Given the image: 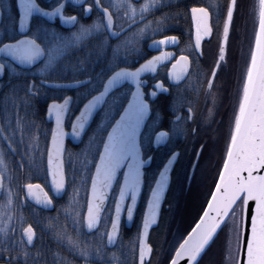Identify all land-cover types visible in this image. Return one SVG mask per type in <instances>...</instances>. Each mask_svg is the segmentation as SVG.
Returning a JSON list of instances; mask_svg holds the SVG:
<instances>
[{
	"label": "flooded vegetation",
	"instance_id": "af4514ba",
	"mask_svg": "<svg viewBox=\"0 0 264 264\" xmlns=\"http://www.w3.org/2000/svg\"><path fill=\"white\" fill-rule=\"evenodd\" d=\"M4 1L5 0H0V46L9 42V40L19 39L20 36H22L18 31L20 12L17 7V0H14L13 3L9 5H6ZM62 1L63 0H37V3L45 10H52ZM167 1L168 0H161L163 7L168 5ZM252 1L253 0L250 2V7ZM101 2L104 4V7L112 5L110 11L113 13V28L115 31H120L139 17H144V20L129 27L117 37L111 38L104 27L103 15L98 11L93 0H86L78 6L69 2L65 3L61 12L52 17V21H47L40 15L32 16L29 29L25 35H35L38 37V42H43L48 47L54 44L55 28L69 34L76 32V30L79 31L81 25L93 26V24L96 25L99 22L102 26L98 29L103 30L106 39L104 38V40H102L103 36L97 38L99 52L96 65L98 71H104L107 73V76L102 79L99 88L89 96L86 95V86H88L90 82L88 78L73 80H87V82L77 87L64 89L50 88L45 83H41V80L47 81L46 79L28 77V83L35 82L41 89L62 90L63 96L59 100L49 99V97L53 96V92L47 90L45 94L46 97L40 102L39 106L43 122H37V116L33 115L30 126L25 127L26 134L21 133L16 137L14 136L18 141L16 150L8 144V138L6 139L0 134V151H2L3 155L9 153L16 156L15 154L18 153L40 156L36 157L33 162L27 165L25 164V166H44L40 171L34 168V172L40 179L27 182L22 179L18 181L20 191L19 202H22L18 206V211L19 214L27 217L45 214V212L50 211L54 206V201L61 200L63 197L59 199L54 197L48 184L46 154L52 132V122L47 119L48 105L52 101L61 102L66 96L70 97L69 111L64 119L65 130L70 131L72 121L83 104L89 97L101 90L103 82L117 68L135 69L143 62L149 60L151 57L157 56L161 52L171 53L166 59L162 60V63L156 67L153 73L148 72L140 77V87L142 89L143 98L147 100L149 104V115L138 137L140 159L143 160V164L141 165L142 180L132 218H128L126 208L127 204L132 203L131 196L126 195L124 198L125 207L122 209L120 216V229L115 241L111 245H108L106 232L101 241V232H104L106 228L110 229L111 226V218L115 212L116 198L119 196L120 185L123 183L122 170L119 171L114 181V185L102 211V221L96 229L90 232H86L84 227L78 229L76 225L71 223L70 218H72V216L70 212L66 211L75 206L77 210L85 213L87 194L86 196L72 195L64 201L67 235L70 234L78 238L81 246L90 244L93 249L96 247H102L103 249L101 255L91 256L87 264H104L105 258L112 259L109 254L113 252L121 258V261H113V264H121V262L122 264H139V233L145 206L157 176L166 161L169 157H173L172 153L175 152V162L170 171L169 184L160 207L158 221L156 225L150 229L146 241L147 244L152 246V250L151 252L146 251L144 257L146 264H166L177 247L175 246V248H173L174 245L179 244L177 240L184 232L182 222L173 223V218L176 216V206L174 204L178 203L183 192L186 198L193 200L197 198L199 201H204L211 193V187L213 188L219 174V168L223 164V156L226 153L227 144L230 141L232 128L230 100L234 99L230 97L228 89L225 86V76L230 70L232 60L230 41L236 33V39L242 37L241 29L245 27L242 20L246 17L244 18L240 14L236 27H234L235 20H233L230 26L228 42L225 45V52L223 54L224 59L217 71V75L213 77L211 70L216 67V61L221 56L219 49L223 30V18L228 0H176L175 9L178 11L185 10L186 18H178L174 29L164 27L159 33L154 34L152 37H143L150 28L149 24L144 33L138 35L139 30L147 25L145 22L149 9L143 14L137 11L134 15L131 8H116V0H101ZM122 2L134 5L138 10L139 6L142 5L145 0H122ZM89 3L93 5L92 8L87 7ZM193 5L208 8L209 23L213 29L208 36L202 38L201 47L199 49H196L194 46L195 21L192 18L191 11ZM248 8L247 6V10ZM236 9L234 11V17ZM68 16H75L76 19H64V17ZM138 36L142 37L136 40ZM173 36L178 39H169L166 42L160 43L162 37ZM104 43L106 44L105 51L103 50ZM238 44V46L242 48V38L241 41H238ZM135 49L138 51L135 52ZM182 51L184 55L189 57V72L185 73L184 76L181 77V80L178 81L174 80L169 75V69L172 68L173 60L178 58ZM125 52L127 54H125ZM46 59L47 57L45 56L28 69H23L18 65L17 68L31 75H35L39 73L36 69L43 67ZM7 62L12 64L9 58L0 56V63L5 64L2 75H0V129H5L6 127V130L11 129V126L7 127L6 123V111L8 110L6 93L10 85L6 76ZM50 69L51 66L48 67L47 71ZM209 79L213 81L212 87H209ZM157 81H162L165 88L157 89ZM122 88H128V92L120 110L116 114L113 109V101L116 99L115 93L117 90ZM131 90L132 87L125 83L110 93L105 99L103 106L94 116L91 125L80 141L74 143L71 139L65 140L64 153L67 147L73 153H83L87 152L86 148L89 146H94V151L97 152L98 158L99 154L97 149L102 148V140L105 138L109 127L124 107ZM153 91L156 92L155 96L151 94ZM41 93H45V91L42 90ZM107 100H109L108 103H106ZM189 108H191V112ZM107 121H110V124L104 136L101 137L102 123ZM93 126L95 127V133L87 138V132ZM161 131H163L165 135L157 139V134ZM4 139H6L7 142H5ZM202 145L203 147H201ZM16 164L19 166L20 170H22L21 162H19L17 158ZM29 183L40 184L44 191L52 197L51 208L46 209L41 205L31 202L27 198L24 186ZM194 187L199 188L197 192H195ZM190 188L191 190H189ZM7 198L8 197H6V199ZM80 201L83 203H79ZM26 225L27 224L24 226ZM21 232L22 227L18 232L15 231L14 235L11 233L9 234V240L5 241L4 245L10 248L12 259H8L9 252L5 251L3 253V259L0 260V264H25V247L28 249V264H34L37 258L34 248L37 235L34 237L31 245H28L25 241V244L22 246L20 244ZM67 235L64 241V264H86L85 258L81 255L78 248L69 242ZM133 253H135V255H133Z\"/></svg>",
	"mask_w": 264,
	"mask_h": 264
},
{
	"label": "snow or ice",
	"instance_id": "6c2138e0",
	"mask_svg": "<svg viewBox=\"0 0 264 264\" xmlns=\"http://www.w3.org/2000/svg\"><path fill=\"white\" fill-rule=\"evenodd\" d=\"M98 7L103 9L106 17V27L113 32V13L110 11L112 5L104 7L101 0H95ZM159 0H145L137 10L136 6L116 0L115 7H128L135 15L137 11L143 14ZM259 3V26L255 30V44L251 48L250 61L247 63L246 77L243 80L242 93L239 97L238 110L235 112L234 125L231 128L230 141L227 144L226 153L223 156V166L219 168V178L215 180V188L211 189V198L207 200V207L203 208V213L196 221L195 227L187 233L179 247L175 250V256L171 259V264H178L179 257H186L187 264H199V257L206 249V246L219 235L229 223L235 233V244L232 246L229 257V264H264V0ZM92 4L87 5L92 8ZM238 7V0H228L226 11L223 18L222 46L219 51L220 58L216 61V67L212 71L213 77L224 59L225 47L230 32V26L234 20V11ZM20 9V28L23 29L28 17L33 11L46 12L37 0H19ZM53 11H59V6ZM192 18L195 21V48L201 47V40L208 36L212 31L209 23V10L203 6L193 5ZM51 15L52 12H46ZM66 20H74L75 16L64 17ZM166 19V17H165ZM102 25L98 22L94 26L81 25L76 38L87 33L92 27L99 28ZM148 25L140 29L138 35H142ZM178 39L177 37H162L160 43L167 40ZM157 43V42H153ZM65 43L57 40L51 47L42 45L38 42L35 35H22L19 39L9 40L0 46V51L5 52L12 60L11 71L17 72V63L21 66L34 65L40 58L47 57L45 65L36 69L42 76L47 72L57 58ZM125 54H127L125 52ZM171 53L161 52L157 56L151 57L136 69L117 68L103 82V91L92 96L80 111V115L73 121L72 132L80 135V130L84 129L85 122L93 113V109L102 101L109 89L119 84L121 81H134L137 85L133 91V97L128 102V106L120 114V119L112 126L108 132L107 139L102 140V149L98 148L99 159L95 161V173L92 175L91 192L87 198V212L82 213L75 206L69 211L72 216L73 224L76 227L96 229L102 221V205L107 198V193L111 189L113 181L117 178L118 172L123 171V183L120 185L119 196L116 198L115 214L111 218V228L101 232V241L106 232L107 243L111 244L117 237L120 229V214L125 207L124 198L131 196L132 203L127 204V216L132 218L133 208L140 190L142 180L143 160L140 159L139 146L137 142V132L144 115L147 113L149 104L143 98L140 90V74L145 69L155 71L158 62L166 59ZM5 68L4 63H0V72ZM85 71L89 69L85 68ZM189 72V57L181 52V55L173 60L169 75L174 80H181L185 73ZM41 83H53L51 80H41ZM67 83L79 84L80 81H68ZM209 87L213 86L212 79L208 81ZM25 90L24 99H29V94L35 95L38 86L35 82L23 85ZM157 89H164L162 81L156 82ZM153 96L156 92L151 93ZM70 97H65L63 102L52 101L48 105V112L55 117V126L52 129L51 144L47 147V168L52 176V183L55 191L59 193L65 188V174L63 167V153L65 147V128L63 126L65 114L69 111ZM182 102V101H181ZM191 112V108H189ZM6 139L14 135V132L0 129ZM165 135L163 131L157 134V139ZM8 144L12 145L13 140L8 139ZM203 147V145L201 146ZM175 152L172 153L174 157ZM171 159V157H169ZM4 164V157L0 151V165ZM167 165L161 170L160 177L156 181V186L152 189L150 197L151 212L144 220L143 231L139 233L141 247L139 251V264H146L145 252H151L152 246L146 243L145 237L151 221L157 217L164 195V188L167 182ZM9 181L12 177L9 175ZM29 195L39 200L45 205L52 203V197L41 189L40 193L33 191V188H40L39 185L27 184ZM0 189H6L8 198L0 202V260L3 253L9 252L8 259H12L11 250L5 247L4 242L9 240V234H15L13 224L19 221L22 232L20 234V244H31L34 237L38 234L32 223L23 225L25 217L11 211V208H18L22 202L14 204L13 198H18L12 188L5 185V170L0 167ZM243 201L244 217L239 216L232 210ZM254 201V207L249 204ZM72 203V202H70ZM79 203H83L80 201ZM250 214V222L246 219ZM39 224V220H37ZM106 223V221H105ZM248 223V229L244 227ZM51 225V220H49ZM57 235H66L64 229H58ZM69 242L76 246L85 258L86 264L93 255H101L102 247L93 249L92 245L80 244V240L72 235H67ZM14 246V242H13ZM237 250L241 253L237 256ZM112 259H104V264H113V261H121L115 252L109 254ZM135 255V253H133ZM24 261L28 264V249L24 248ZM122 264V262H121Z\"/></svg>",
	"mask_w": 264,
	"mask_h": 264
},
{
	"label": "trees",
	"instance_id": "16d2710c",
	"mask_svg": "<svg viewBox=\"0 0 264 264\" xmlns=\"http://www.w3.org/2000/svg\"><path fill=\"white\" fill-rule=\"evenodd\" d=\"M14 0H5L4 3L9 5L13 3ZM175 1L176 0H168V5L164 7L161 4V0L159 3L155 4L151 9L147 11V19L145 24H149L150 28L147 32L143 35L146 37H152L154 34L159 33L161 29L167 27L168 29H174L175 25L177 24L178 18H186V11H178L175 9ZM253 0L254 7L256 4L258 5V1ZM247 4L248 0H239L238 7L236 9V14L234 17L235 26L238 23V19L240 14L245 18L247 13ZM256 8V7H255ZM166 17V19H165ZM244 19L242 23L244 24ZM257 22V20H256ZM240 24V23H239ZM95 24H93L94 26ZM242 27V26H241ZM244 33V27L241 29V32ZM65 33L57 30L55 28V42L57 40H61L65 43L61 51V55L57 58V60L51 65V69L47 71L43 76L38 73L35 75H31L26 71H22L17 68V72L11 71V63L7 62V80L10 82V85L7 88L6 99H7V111H6V119H7V127L11 126V129L5 130L14 132V135L8 137V139L13 140V144L11 145L15 150L18 147V141L15 139L16 136L22 134H26V126H30L31 120L33 115L37 116V122H43V118L39 111L40 102L44 100L46 97V91L53 92V96L49 97V99L59 100L63 96L62 90H50L43 88L41 89L38 86L37 93L35 95L29 94V99L26 101L25 97V90L23 85L27 84L28 77L30 78H37V79H46L56 82H63V81H73L79 79H90L88 86H86V95L89 96L93 92H95L104 77L107 76V73L98 71L97 68V61H98V52H99V45L97 42V38L103 36L105 38V34L102 29H98L96 27H92L90 31L81 35L78 39L76 38V33ZM142 36H138L136 38L140 39ZM106 39V38H105ZM241 41V37L234 41V36L231 38L230 41V48H231V67L229 72L226 74L225 78V86L228 89V93L230 97L234 98L230 100L231 102V124L234 125V118L235 112L238 110L239 105V97L242 93V85L243 80L246 76H242V82H239V73L240 71L237 70V64L235 61V55H239L242 50H239L237 53H233V47H238V41ZM254 40V39H253ZM253 40L250 41L251 47L253 46ZM43 45H46L42 42ZM242 49V48H241ZM103 50H106V44H103ZM251 50V49H250ZM138 50L135 49V52ZM237 51V49H236ZM250 60L247 61V63ZM45 63V62H44ZM87 68L89 71H85L84 69ZM49 72V73H48ZM236 79H238L239 87L236 88ZM237 91H236V89ZM45 91V93H41ZM128 92V88H122L117 90L115 93L116 99L113 101V109L117 112L120 110L122 103L124 102L126 95ZM107 100L106 103H108ZM105 103V105H106ZM110 124V121L103 122L101 126V137L104 136L107 128ZM95 127L93 126L87 132V138L91 135H94ZM98 135V134H97ZM15 136V137H14ZM90 147V146H89ZM86 148L87 152L83 153H73L68 147L65 150L63 161H64V172H65V191L61 200L54 201V206L51 208L50 211L45 212L43 215H34L32 217H25L23 221V225L32 223L33 227L37 230V239L35 242V251L37 254V258L34 264H64L65 260V246L64 241L65 237L68 234L67 232V223L65 217V209H64V201L71 197L72 195L76 196H86L88 190V183L90 180V176L95 165V161L97 158V152L94 151V146L90 148ZM13 156L9 153L5 155V185L6 187L12 188L15 193H18V198L14 197L13 202L14 204L19 201V186L18 181H37L40 177L34 172V168H37L39 171L43 169L44 166H25L28 163L34 161L36 157L40 156H32V155H24V154H15ZM16 158L19 162H21L22 170H20L19 166L16 164ZM37 170V171H38ZM11 175L12 179L9 181L8 177ZM81 182V183H77ZM199 188L194 187L195 192H197ZM212 189V187H211ZM191 190V188L189 189ZM7 191L4 189L0 202L6 201ZM209 197V196H208ZM208 197L202 201L201 210L197 213L195 212V219L192 223L188 224L186 221V216L191 215L194 210L196 209L197 205L200 201L196 198L189 199L184 196V192L181 194V199L178 201L176 206L175 212L176 216L173 218V223L182 222L183 227V234L180 235L177 242H180L184 235L189 231L192 225L195 223L197 218L199 217L202 208L204 207ZM196 202L198 203L196 206ZM190 204L191 213L187 215L188 209L187 205ZM11 211L14 213L19 214L18 208H11ZM233 212H238L239 216H241V202L238 204L233 210ZM70 218V217H69ZM71 223L73 224L72 218ZM39 220V224L37 223ZM49 220H51V225H49ZM74 225V224H73ZM14 231H19L21 225L19 221L13 224ZM58 229H64L66 235L63 237L57 235ZM223 232V231H222ZM222 232L219 233L218 236L214 238L213 241L206 247L203 251L201 257H199V264H226L224 260V250L221 245H218V241L222 236ZM176 242V243H177ZM178 245V244H177ZM176 244L174 245L177 246ZM238 251V250H237ZM167 264V263H166Z\"/></svg>",
	"mask_w": 264,
	"mask_h": 264
},
{
	"label": "water",
	"instance_id": "95a60500",
	"mask_svg": "<svg viewBox=\"0 0 264 264\" xmlns=\"http://www.w3.org/2000/svg\"><path fill=\"white\" fill-rule=\"evenodd\" d=\"M84 1H86V0H63L59 5H57V6H59V11H53V9H56L57 6L54 7L52 10H46V12H52L51 15H47L46 12L33 11V13L28 17V20L26 21L25 26H24L23 29L20 28V24H19L20 16H19V19H18V31H19V33H21L22 35H25V34L27 33L28 29H29L30 20H31L32 16H34V15H40V16L44 17V19H46L47 21H52V17L58 15V14L61 12V10H62V8L64 7L65 3L69 2V3L73 4V5L78 6V5H81ZM93 1H94V3H95V0H93ZM95 6H96V8L98 9V11H100V12L102 13V15H103V9L100 8V7H98V6L96 5V3H95ZM17 7H18V9H19V0H17ZM19 12H20V9H19ZM0 17H1V11H0ZM143 20H144V17H139V18L133 20V21H132L131 23H129L128 25H126V26H125L124 28H122L120 31H114V32H113L112 29H109V28L106 27V17H104V15H103V23H104V27H105L106 31H108V34H109V36H110L111 38H115V37H117L119 34H121L123 31H125V30L128 29L129 27H131V26H133V25H135V24H137V23H139V22H141V21H143ZM258 26H259V16H258V25H257V28H258ZM222 31H223V30H222ZM254 44H255V40H254ZM221 46H222V34H221L220 47H221ZM224 47H225V45H224ZM253 47H254V46H253ZM0 56L7 57V58H9V59L11 60V58H10L5 52H3V51H0ZM43 58H44V57L40 58L38 61H40V60L43 59ZM11 61H12V60H11ZM38 61H37V62H38ZM147 61H148V60H147ZM37 62H36V63H37ZM36 63H35V64H36ZM143 63H144V62H143ZM143 63H142V64H143ZM160 63H162V61L158 62L157 65H156V67H157ZM17 65L20 66V67L23 68V69H28V68H30V67L32 66V65L21 66V65H19L18 63H17ZM140 65H141V64H140ZM140 65H139L137 68H139ZM135 69H136V68H135ZM115 71H116V70H115ZM148 72L153 73L154 71L149 70V69H145L144 71L141 72L140 77L143 76L145 73H148ZM0 75H2V72H0ZM109 76H110V75H109ZM107 78H108V77H107ZM106 80H107V79H106ZM106 80H105V81H106ZM85 82H87V80H81L79 84H76V83H71V84H69V83H67V82H53V83H45V84H46L48 87H50V88H64V89H66V88H73V87L80 86V85H82V84L85 83ZM125 83H127L128 85H130V86L132 87V90H131L130 95H129V98H128V100L126 101V103H125L124 107L122 108L121 112L119 113V115L117 116V118L114 120V122L111 124V126L109 127V129H108V131H107V133H106V135H105V138H104V139H107L108 132H110V131L112 130V126L116 123V121L120 119V114H121V113L124 111V109L128 106V102H129V100H131L132 97H133V91H134V90L136 89V87H137V85H136V83H135L134 81L124 80V81H121L119 84L113 86V88L109 89V91H108V93L105 95L104 99H103L102 101L99 102V104L97 105L96 108L93 109V113H92V115H91V116L89 117V119L85 122V127H84V129L80 130V135H79V136H76V135L72 132L73 121H75L76 118L80 115V111H81V109L84 107V104L87 103L88 100H90V99L92 98V96H95V95H97L98 92L103 91V85H102L101 90L98 91L97 93H95L94 95H92L91 97H89V98L86 100V102L83 104V106L81 107L80 111L78 112V114L76 115V117H75V118L73 119V121H72L70 131H66V130H65V133H66V134H65V140H66V139H71L74 143H78V142L80 141V139L82 138V136L84 135V133L88 130V128H89V126L91 125V122H92L94 116L96 115V113L98 112V110L103 106L104 101H105V99L107 98V96H108L110 93H112L114 90H116L117 88H119L120 86H122L123 84H125ZM140 90L142 91L141 87H140ZM68 97H69V96H68ZM63 101H64V99H63L61 102H63ZM69 105H70V100H69ZM66 114H67V112H66ZM66 114H65V116H66ZM148 115H149V112L147 111V113L144 115L143 120H142L141 123H140L139 129H138V132H137V142H138V137H139V135H140V133H141V131H142V128H143V126H144V123H145V121H146ZM47 119H48V121L52 122V129H53L54 126H55V117H54V115H53V114H50L49 112H47ZM63 126H64V123H63ZM51 135H52V132H51ZM3 138H4V137H3ZM4 141L7 142L6 139H4ZM50 144H51V136H50V139H49V145H50ZM49 145H48V146H49ZM102 147H103V145H102ZM64 148H65V147H64ZM101 149H102V148H101ZM139 155H140V149H139ZM63 156H64V153H63ZM98 159H99V155H98L97 160H98ZM97 160H96V161H97ZM174 162H175L174 157H171V159H168V160L166 161V163L164 164V166L162 167V169H161V170L165 169V165H167V172H166L167 182H166V184H165V188H164V195H165V193H166V190H167V187H168V184H169L170 171H171V169H172V167H173ZM222 166H223V164H222ZM222 166H221V167H222ZM63 167H64V163H63ZM46 170H47V177H48L49 188H50L52 194L54 195V197H56L57 199H59V198H61V197L63 196V193H64V191H65V188L62 189L59 193H57V192L55 191V189H54V187H53V183H52V176H51V173L48 171V168H47V154H46ZM160 172H161V171H160ZM94 173H95V165H94V168H93V171H92V175H93ZM118 173H119V172H118ZM92 175H91L90 182H89L87 198H88V195H89L90 192H91ZM159 177H160V173H159V175L157 176L156 181L159 179ZM218 178H219V174H218L217 179H218ZM114 181H115V180H114ZM114 181H113L112 187H113V185H114ZM156 181H155V183H154L152 189L156 186ZM31 184L34 185V186H36V185L41 186V185L38 184V183H31ZM26 185H27V184H26ZM26 185L24 186L25 194H26L27 198H28L31 202H33V203H35V204H37V205H41L42 207H44V208H46V209L51 208L52 204H50V205H45V204L41 203L39 200L35 199L32 195L27 194L29 190H28V188L26 187ZM65 185H66V180H65ZM112 187H111V189H112ZM214 188H215V184H214V186H213L212 189H214ZM41 189L43 190V192H45L44 189L42 188V186H41L40 188H36V187H34V188H33V191L39 194L40 191H41ZM111 189L108 191V193H107V198H106L105 201L103 202V205H102V211H103V208H104V206H105V204H106V201H107V199H108V197H109V194H110V192H111ZM2 191H3V189H0V197H1V195H2ZM151 193H152V190H151ZM151 193H150V195H149V199H148V201H147V203H146L145 210H144V213H143V216H142L140 232L143 231V223H144V220H145L146 218H148V216H149V214H150V212H151V205H150V197H151ZM164 195H163V197H162L161 204H162V201H163V199H164ZM210 198H211V193H210L208 199H210ZM208 199H207V200H208ZM249 204H250L252 207H254V201H249ZM135 206H136V202H135ZM135 206H134V208H135ZM160 207H161V206H160ZM204 207H207V201H206ZM204 207H203V208H204ZM134 208H133V210H134ZM121 211H122V210H121ZM86 212H87V206H86V211H85V213H86ZM159 213H160V208H159V210H158V213H157V217H156V219H155L154 221H151L150 224H149V228H148V230H147V235H146V237H145V240H146V241H147V237H148V233H149L150 229L153 228V227L156 225L157 221H158ZM202 213H203V210H202V212L200 213V215H201ZM114 214H115V212H114ZM114 214H113V215H114ZM200 215H199V216H200ZM244 215H245V214H244L243 201H241V217H244ZM120 216H121V214H120ZM198 219H199V217L197 218V220H198ZM246 219L250 222V214H249L248 217H246ZM197 220H196V221H197ZM195 225H196V222L192 225V227L189 229V231H191V229H192L193 227H195ZM244 227H245L246 229H248V223H245ZM84 228H85L86 232H90V231L94 230V229H87L86 227H84ZM110 228H111V226H110ZM189 231H188V232H189ZM188 232H187V233H188ZM187 233L184 235V237L187 236ZM184 237H183L182 240L179 242V244L177 245V247H179V245H180V243L183 241ZM25 241H26V239H25ZM114 241H115V240H114ZM114 241H113V242H114ZM113 242H112V243H113ZM26 243H27V242H26ZM112 243H111V244H112ZM27 244H28V243H27ZM31 244H32V243H31ZM31 244H28V245H31ZM107 244H108V245H111V244H109V243H107ZM140 247H141V241H140V239H139V251H140ZM177 247H176V248H177ZM206 247H207V246H206ZM176 248H175V250H176ZM175 250L173 251V253H172V255H171V257H170V259H169V261H168L167 264H171V259H172L173 256H175ZM202 253H203V252H202ZM240 255H241V253H239V251H237V256H240ZM177 259H178V264H187V258H186V257H179V258H177ZM198 259H199V258H198Z\"/></svg>",
	"mask_w": 264,
	"mask_h": 264
},
{
	"label": "rangeland",
	"instance_id": "374dc122",
	"mask_svg": "<svg viewBox=\"0 0 264 264\" xmlns=\"http://www.w3.org/2000/svg\"><path fill=\"white\" fill-rule=\"evenodd\" d=\"M238 2H239V0H238ZM250 2H251V0H248L247 6L249 8H248L246 16H245L246 18L244 19V21H245L244 26L245 27H244V33L242 31V37H241L243 39L242 49L240 48V46H238L237 48H236V46L233 47L234 48L233 53H237L239 50H242L238 56L234 54L235 61L237 64V70L240 71L239 82H242V76H243L244 70L247 66V61L250 60V55H251L250 49L252 48L250 41H252L254 39L255 30H256L257 25H258V22H256V20L258 19L259 4L258 5L256 4V8H255L254 3L252 1L251 7H250ZM236 35H237V33H236ZM235 36H234V41L236 40ZM236 49H237V51H236ZM44 65H45V63H44ZM246 70H245L244 76H246ZM236 84H237L236 88L239 87L238 86L239 85L238 79H236ZM237 89H236V91H237ZM3 157L5 159V155H3ZM0 167L5 169V161H4L3 165H0ZM201 203H202V201H200L199 204L196 202L195 206L197 204L198 205H197L196 209L194 210V212L191 215L186 216V219H187L186 221L188 222V224L192 223V221L195 219V216L197 215V213L201 210L202 206L199 208V206L202 205ZM189 208H190V204L187 205V209H188L187 215L191 213V210ZM202 210H203V208H202ZM195 212H197L196 215H195ZM234 213H236V212H234ZM236 214L239 215L238 212ZM219 244L221 245V247L224 250V260L226 261V264H229L230 251H231L232 246L235 244V233L232 231L231 223H229L228 227H226L223 230L222 236H221L220 240L218 241V245Z\"/></svg>",
	"mask_w": 264,
	"mask_h": 264
}]
</instances>
